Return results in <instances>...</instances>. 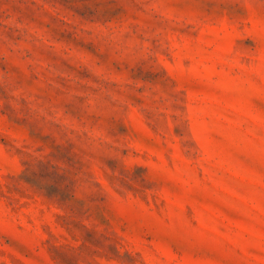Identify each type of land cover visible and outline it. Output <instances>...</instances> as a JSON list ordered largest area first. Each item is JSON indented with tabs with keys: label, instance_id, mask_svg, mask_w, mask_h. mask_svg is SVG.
I'll return each mask as SVG.
<instances>
[{
	"label": "rangeland",
	"instance_id": "1",
	"mask_svg": "<svg viewBox=\"0 0 264 264\" xmlns=\"http://www.w3.org/2000/svg\"><path fill=\"white\" fill-rule=\"evenodd\" d=\"M0 264H264V0H0Z\"/></svg>",
	"mask_w": 264,
	"mask_h": 264
}]
</instances>
